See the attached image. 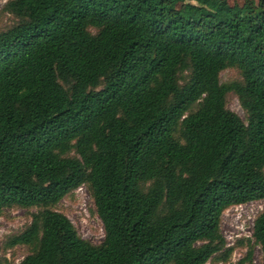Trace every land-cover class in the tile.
Here are the masks:
<instances>
[{"label": "trees", "instance_id": "trees-1", "mask_svg": "<svg viewBox=\"0 0 264 264\" xmlns=\"http://www.w3.org/2000/svg\"><path fill=\"white\" fill-rule=\"evenodd\" d=\"M0 217L19 264L229 263L224 212L264 199V0H7ZM235 68L240 78L221 82ZM235 94L246 115L228 107ZM86 186L104 225L59 203ZM235 263L264 262V209ZM250 243L252 239L248 238ZM0 264H10L0 257Z\"/></svg>", "mask_w": 264, "mask_h": 264}, {"label": "rangeland", "instance_id": "rangeland-1", "mask_svg": "<svg viewBox=\"0 0 264 264\" xmlns=\"http://www.w3.org/2000/svg\"><path fill=\"white\" fill-rule=\"evenodd\" d=\"M6 1L0 0V31L14 21L10 14L2 12ZM231 1L238 2L240 0ZM239 78L240 73L235 68H227L220 74L221 82H229ZM227 102L230 109L237 112L242 118H246L235 94H229ZM57 208L70 218L82 237L94 244L103 241L105 235L104 225L86 186L79 187L65 197ZM263 209L264 199L228 208L224 212L221 222V229L226 241L231 246L236 245L239 240H243L244 243L234 249L229 263L212 262L207 264H230L242 258L249 246L254 243L252 237L254 222ZM33 211L35 209L8 208L5 210L4 215L0 217V257L7 258L10 264H19L31 251L30 247L25 245L9 247L7 241L13 235L22 232L31 223V212ZM248 238L252 239L250 243L247 241ZM253 261L254 264H264L262 250L257 244H254Z\"/></svg>", "mask_w": 264, "mask_h": 264}]
</instances>
